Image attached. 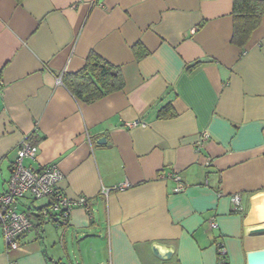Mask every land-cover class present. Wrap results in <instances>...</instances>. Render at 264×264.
<instances>
[{
    "label": "crops",
    "instance_id": "1",
    "mask_svg": "<svg viewBox=\"0 0 264 264\" xmlns=\"http://www.w3.org/2000/svg\"><path fill=\"white\" fill-rule=\"evenodd\" d=\"M232 2L0 0V194L30 136L23 165L56 164L89 207L57 227L27 195L32 229L9 256L0 230V264H217L218 244L222 264H247L264 250V15L237 48ZM89 54L124 84L83 103L61 79Z\"/></svg>",
    "mask_w": 264,
    "mask_h": 264
},
{
    "label": "built area",
    "instance_id": "2",
    "mask_svg": "<svg viewBox=\"0 0 264 264\" xmlns=\"http://www.w3.org/2000/svg\"><path fill=\"white\" fill-rule=\"evenodd\" d=\"M61 82L60 79L57 80ZM136 125L144 126L138 121L128 123L126 126L133 128ZM208 135L202 133L198 135L195 142L197 147H200L208 139ZM30 136H26L20 141L16 147V158L11 165V175L7 180L6 188L0 194V230L2 231V240L5 244V254L17 249L19 238L25 236L32 229V222L27 212L20 210V201L27 195L34 201L44 199L48 205L45 209L40 211V215L45 220H54V225L57 227H64L70 217V211L73 208L82 207L86 213L89 212L87 201L82 197L76 199H69L64 190L60 188L63 181L58 166L51 163L47 166L39 167L38 169L24 166L25 159L34 161L37 157L38 147L30 143ZM176 187L173 189L174 194L183 193L187 187L184 185L179 177H173ZM127 185L113 187L112 189H103L102 193L108 195L112 191L124 190ZM231 202L234 206H238L239 197L234 195ZM57 217V218H53ZM210 229L216 228V222L211 219L208 223ZM218 263L222 264L225 257V249L222 245H217ZM6 264H16L14 261L8 260Z\"/></svg>",
    "mask_w": 264,
    "mask_h": 264
},
{
    "label": "trees",
    "instance_id": "3",
    "mask_svg": "<svg viewBox=\"0 0 264 264\" xmlns=\"http://www.w3.org/2000/svg\"><path fill=\"white\" fill-rule=\"evenodd\" d=\"M231 12V42L237 48H243L251 39L252 32L261 25L264 0H233ZM61 81L67 91L83 103H93L119 92L124 84L118 70L95 54H89L81 71L64 75Z\"/></svg>",
    "mask_w": 264,
    "mask_h": 264
},
{
    "label": "water",
    "instance_id": "4",
    "mask_svg": "<svg viewBox=\"0 0 264 264\" xmlns=\"http://www.w3.org/2000/svg\"><path fill=\"white\" fill-rule=\"evenodd\" d=\"M99 143H103V141H100ZM153 253L157 257H160L157 248H153ZM166 255L168 257L169 253H167ZM247 264H264V250L249 252V254H247Z\"/></svg>",
    "mask_w": 264,
    "mask_h": 264
}]
</instances>
